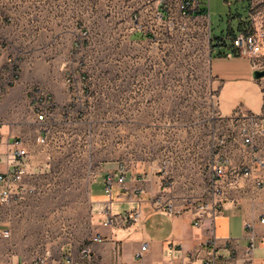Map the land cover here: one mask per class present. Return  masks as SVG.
Returning <instances> with one entry per match:
<instances>
[{
	"label": "rangeland",
	"instance_id": "374dc122",
	"mask_svg": "<svg viewBox=\"0 0 264 264\" xmlns=\"http://www.w3.org/2000/svg\"><path fill=\"white\" fill-rule=\"evenodd\" d=\"M206 2L207 21L183 22L174 0L165 3L162 21L153 0H0V45L17 59V83L39 86L45 65L61 72L64 102L57 104L51 94L58 109L49 142L36 145L34 135L31 140L46 154L39 195L50 206L49 216L59 215L64 237L84 217L88 183L100 169L151 168L160 171L171 198H211L212 153L236 136L241 121L232 125L217 117L209 42L234 29L246 16L247 2ZM155 67L175 68L169 106L145 100L157 88L167 96V80H143L154 75L142 69ZM65 71L75 73L80 85L71 97Z\"/></svg>",
	"mask_w": 264,
	"mask_h": 264
},
{
	"label": "crops",
	"instance_id": "0c3cea01",
	"mask_svg": "<svg viewBox=\"0 0 264 264\" xmlns=\"http://www.w3.org/2000/svg\"><path fill=\"white\" fill-rule=\"evenodd\" d=\"M162 1L153 0L158 21L166 20L165 10L160 5ZM180 1L177 0V9ZM178 19L183 18L179 16ZM209 44L208 72L210 84L216 89L217 117L232 125L240 120L244 125L246 121L241 114H258L263 110L264 78L251 77L253 69L248 59L217 55L223 48L222 43H213L210 39ZM262 52L264 54V45ZM6 56L5 48L0 46V70ZM40 70L39 87L52 94L61 105L64 102L61 72L48 65ZM142 72L154 75L143 78L146 82L156 84L167 80L168 83L166 97L165 93L160 96L162 91L157 88L153 90L155 96L145 100L156 106L171 105L174 92H170L169 82L174 79L175 68L155 67L142 69ZM31 83L34 82L16 83L0 95L3 139L16 136L24 141L28 156L23 161L27 164L28 174L23 177L22 184L38 190L37 194H28L20 201L0 207V228L9 232L8 237H0V264H32L35 257L44 252L50 253L51 261L63 260L67 264H185L188 261L264 264V223L259 222L264 216V170L257 166V159L264 158V136L258 137L253 144H244L241 137L235 136L221 151L212 153V164L224 163L225 158L228 160L226 169L246 164L252 167V173L249 178H240L236 185L227 184V178L222 180L221 193L214 195L221 201L220 212L207 213L199 225L193 224L197 220L196 214L190 205H184L185 200L170 197L169 187L158 170L127 167L124 182L119 184L114 179L108 197L104 177L113 173L116 178L115 167L100 169L89 181L84 217H79L73 224L72 236L64 237L63 223L57 222L59 215L49 216L50 206L45 197L39 195L37 187L46 177V154L32 145L36 123L26 96V87ZM4 153L5 146L0 145L2 161ZM159 194L174 205H184L185 210L177 215H167L154 203ZM107 203L112 214L137 211L138 219L130 225L103 226ZM248 221L252 222L251 230L244 227ZM95 235L106 236L107 240L91 242ZM251 237L252 250L247 255ZM144 243L146 248L137 257L136 253ZM84 244L89 245L92 259L79 258Z\"/></svg>",
	"mask_w": 264,
	"mask_h": 264
},
{
	"label": "built area",
	"instance_id": "2783aa9c",
	"mask_svg": "<svg viewBox=\"0 0 264 264\" xmlns=\"http://www.w3.org/2000/svg\"><path fill=\"white\" fill-rule=\"evenodd\" d=\"M207 0H181L177 9V0H174V10L183 19L198 20L201 17H206V8H208ZM246 16L238 18L234 29L227 30V33L222 41L230 45L234 52H227L226 56H238L249 60L253 70H260L264 68V54L262 47L264 45V0H246ZM165 3L167 0L160 2V5L165 10ZM207 35L210 39L209 26L207 22ZM1 46V45H0ZM77 73V72H76ZM78 74V73H77ZM80 78H83L81 76ZM264 78V77H262ZM262 78H259L262 79ZM20 79V68L17 59L14 57H5L4 64L0 70V95L3 91L15 85ZM64 82L71 97L74 91H78L79 82H76L77 77L72 71H65L63 76ZM79 79V76H78ZM26 96L29 107L35 118V135L34 143L39 146H45L49 142L51 124L57 107L53 103L51 94L45 89L36 84H29L26 87ZM72 102L71 99H69ZM215 105L217 108L216 93ZM263 105H264V90H263ZM217 114V112H216ZM218 115V114H217ZM242 119L246 121L244 125L237 131L236 136L241 137L244 144H253L258 137L264 136V107L258 114H241ZM0 123V128H1ZM234 138V137H233ZM0 145L5 146L4 161L0 158V207L11 203L12 201H20L28 194H37L38 190L34 187H27L22 184L23 177L28 174L27 164L23 158L28 156V151L24 145V141L16 136H11L9 140L3 139V134L0 131ZM221 164H212V179L214 184V193L209 200H189L184 205H190L194 209L197 220L193 223L199 225L200 220L207 213H218L221 210V201L214 198L215 194H220V184L222 180L229 179L227 184L236 185L240 178H249L252 173V167L246 164L232 166L225 168L227 159L223 158ZM8 166H12L8 168ZM257 166L264 170V158L257 159ZM127 171V166L119 164L115 174L108 173L104 177V186L108 197H110V187L114 182L122 184L124 182V174ZM165 173V171H163ZM154 203L167 215H177L185 210L183 206H177L168 200L163 199V195L159 194L155 197ZM138 219V212L132 211L122 215L112 214L110 206L107 203L104 209L103 226H112L117 223L130 225ZM260 223H264V216L259 218ZM244 227L248 230L252 229V222L244 223ZM9 232L6 229L0 228V237H8ZM107 240L106 236L95 235L91 238V242L101 243ZM146 248V243L142 245L136 256H141ZM117 251V248H115ZM252 250V237L247 248V255H250ZM91 250L88 244L81 246L79 251V258L83 260L92 259ZM32 264H67L63 260H50V253L44 252L35 257ZM185 264H208V262L188 261ZM231 264V263H228Z\"/></svg>",
	"mask_w": 264,
	"mask_h": 264
},
{
	"label": "trees",
	"instance_id": "16d2710c",
	"mask_svg": "<svg viewBox=\"0 0 264 264\" xmlns=\"http://www.w3.org/2000/svg\"><path fill=\"white\" fill-rule=\"evenodd\" d=\"M230 27H228V30L231 31V29H229ZM222 50L217 52V55H221V56H226L227 52H234V50L231 48L230 45H227L225 43H222Z\"/></svg>",
	"mask_w": 264,
	"mask_h": 264
},
{
	"label": "water",
	"instance_id": "95a60500",
	"mask_svg": "<svg viewBox=\"0 0 264 264\" xmlns=\"http://www.w3.org/2000/svg\"><path fill=\"white\" fill-rule=\"evenodd\" d=\"M251 77L254 79H259V78L264 77V68L260 70H253L251 72Z\"/></svg>",
	"mask_w": 264,
	"mask_h": 264
}]
</instances>
